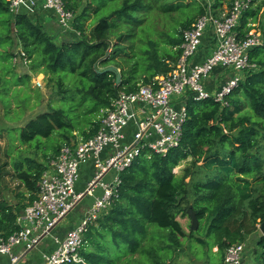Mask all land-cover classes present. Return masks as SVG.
<instances>
[{
  "label": "trees",
  "instance_id": "16d2710c",
  "mask_svg": "<svg viewBox=\"0 0 264 264\" xmlns=\"http://www.w3.org/2000/svg\"><path fill=\"white\" fill-rule=\"evenodd\" d=\"M64 1L74 14L77 39L58 40L33 15L14 17L8 0H0V115L8 103H15V93H22L33 75H43L56 89L60 98L56 103L75 84L74 96L92 101L95 108L89 112L103 110L104 116L121 92H135L172 72L182 53L184 31L209 11L218 17L222 6V0L212 5L201 0ZM261 15L264 0H257L243 14L237 29L241 37L255 30L252 24ZM261 26L264 31V22ZM18 49L26 53L28 64L13 62ZM249 62L256 68L246 72L226 105L213 99L199 103L189 99V119L176 149L165 156L144 151L123 172L118 196L89 227L81 262L72 264H171L187 238L205 249L216 247L217 264H225L229 246L246 245L260 231L264 224V45L250 51ZM19 66L29 67L30 73L17 74ZM50 107L18 127L21 146L41 152L46 161L59 154L62 144L76 142L75 133L84 140L93 137L103 118L100 114L95 120L86 119L80 113L73 123L64 110ZM54 134L62 144L51 151L45 152L40 141L28 146ZM11 150L3 163L0 147V236L5 238L19 231L17 218L36 199L46 170L35 157L20 155L21 150L14 155ZM183 161L189 164L177 175L174 171ZM10 175L19 182L13 201L3 194ZM190 209L198 228L186 233L179 217L188 216ZM254 252V264H264L262 233Z\"/></svg>",
  "mask_w": 264,
  "mask_h": 264
},
{
  "label": "built area",
  "instance_id": "2783aa9c",
  "mask_svg": "<svg viewBox=\"0 0 264 264\" xmlns=\"http://www.w3.org/2000/svg\"><path fill=\"white\" fill-rule=\"evenodd\" d=\"M256 1L232 0L223 16L216 17L209 11L199 18L184 31L182 53L172 72L140 85L135 92H121L106 110L93 137L79 139L61 148L39 180L36 199L17 218L19 231L6 238L0 236V256L9 258L7 264L19 260L16 249L25 253L36 248L85 198H92V204L86 207L78 224L69 228L62 238L53 235L56 247L45 255L42 264L81 262L85 234L118 196L123 172L144 151L165 156L180 145L189 119V99L197 103L213 99L226 105V98L238 87L246 72L256 68L250 64L249 55L251 50L264 45V31L251 30L244 37L237 31L243 14ZM8 2L14 17L21 14L35 16L40 11H47L55 17L63 33L74 31V14L65 8L64 0ZM209 28L213 31V50L199 63L195 57ZM13 62L28 64L26 53L18 49ZM217 68L229 72L230 76L211 92L206 83ZM38 85L42 86L40 82ZM84 165L92 167L93 175L84 190L77 191ZM98 191L100 195L96 194ZM245 248V244L229 246L224 263L246 264Z\"/></svg>",
  "mask_w": 264,
  "mask_h": 264
},
{
  "label": "rangeland",
  "instance_id": "374dc122",
  "mask_svg": "<svg viewBox=\"0 0 264 264\" xmlns=\"http://www.w3.org/2000/svg\"><path fill=\"white\" fill-rule=\"evenodd\" d=\"M207 2L209 5H212L214 3V0H201ZM261 3V1H259ZM230 8V2L229 0H222V6L218 9V11H225ZM48 16L47 21L53 22L51 14L47 13L45 14ZM264 22V17L261 15L258 21L254 24H252V27L255 28V30H260L262 28V23ZM57 29V28H56ZM48 30V29H47ZM61 29L55 30L56 32H59ZM254 30V29H252ZM50 33L51 31L48 30ZM52 33V32H51ZM50 33V34H51ZM54 34V33H52ZM62 39L69 40V33H59ZM1 62V61H0ZM17 74H24L25 72L30 73L29 67H23L19 66L16 68ZM39 82L41 83V87H39ZM18 89V88H17ZM20 89V88H19ZM77 90L76 85L71 86V91L68 94L62 95V100L60 103H56L58 98L56 89L53 86H49L45 77L43 75H33L32 81L28 85V87H25V90L20 93V90H17L15 93V103L9 104L6 107V110L4 109L3 112H1L0 115V147L2 151V161L3 163L6 162V151L10 150L11 148L14 150H11V153L14 155L17 154V151L21 150L23 151L22 156H28V157H35L36 161L41 164H47L48 161L44 160L42 157L41 152H36L34 148H29L27 146H21V131L18 129V127H23L26 125V122H28L30 119L34 118L37 114L43 111H49L52 107L51 105H55V107H59L61 110H64L66 115L68 116V119L73 121V123H76V119L81 113L84 118L95 120L100 115V118L103 116L104 111L102 110L99 112H89L95 108V104L92 101H86L84 102L83 98H79V96H74V92ZM27 93V94H26ZM82 102H84L82 104ZM81 104V105H80ZM25 124V125H24ZM88 128H85L87 130ZM76 140L82 139L83 137L79 134V132L75 133ZM45 143V152L51 151L53 148H55L60 142L61 138L58 137V134H54L49 139H42L38 138L34 142L28 144L35 145L38 142ZM62 144V142L60 143ZM61 146H64L62 144ZM188 161L181 162L180 166L175 169V173L177 175L182 174V170L188 166ZM13 173V171H12ZM85 179H81L80 186H83ZM19 186V182L14 179L13 175L7 176L5 178L4 183V190L3 194L6 197L7 200L13 201L15 200L17 189ZM79 186V185H78ZM77 186V189H78ZM80 188V187H79ZM79 190V189H78ZM84 190V187L81 189ZM21 192L27 193L25 189H21ZM88 198H85L83 202L87 201ZM80 203L77 206V210L81 211V209H84V204ZM84 212V211H83ZM76 210L71 211V213L62 220V222L58 225V227L53 231V234H59L61 237L64 235L65 231H67V228L70 227L71 222L76 218ZM179 221L182 224V227L186 233H189L191 230V219L189 216H180ZM65 230V231H64ZM261 231L253 235L247 242H246V264H254V256H255V243L260 236ZM217 252V248L213 247L212 250L205 249L204 247H201L197 245L193 240L187 238L186 240H183L182 242V248L178 250L175 254V257L169 262L171 264H217V258L213 255Z\"/></svg>",
  "mask_w": 264,
  "mask_h": 264
},
{
  "label": "crops",
  "instance_id": "0c3cea01",
  "mask_svg": "<svg viewBox=\"0 0 264 264\" xmlns=\"http://www.w3.org/2000/svg\"><path fill=\"white\" fill-rule=\"evenodd\" d=\"M228 11H218V17L223 16L226 12ZM50 13L53 22H48L47 18L48 16H46L45 14ZM35 19L40 20L43 25L52 33H54L57 36V39L60 41H64L65 39H62L59 33H63L62 30H60L59 32H56L55 30L59 29V26L57 24V20L55 19V17L52 15L51 12H47V11H40L38 14H35ZM57 28V29H56ZM50 32V33H51ZM69 39H77L79 34L76 31H72L69 34ZM212 39H213V31L212 28H209L207 31V34L205 36L204 42L202 47L200 48V51L197 53L196 57H195V61L196 62H203L204 59L206 57H208V55L212 52L213 50V43H212ZM230 76L229 72H222V70L220 68H217L214 70L213 74L211 75L210 79L207 81L206 83V87L209 91L213 92L215 91L220 85L221 83H223L228 77ZM56 157V156H55ZM54 157V158H55ZM52 158V159H54ZM51 159V160H52ZM49 160L47 162V164L43 163L45 165V169L47 168L48 163L51 161ZM81 179H85L83 186H80V183H78V189L77 191H82L81 189L86 186V183L92 178L93 175V169L91 166L88 165H84L81 168ZM81 181V180H80ZM80 187V188H79ZM97 195H100L101 192L98 191L96 193ZM83 202V201H82ZM81 202V203H82ZM93 202L92 198H88L87 201L83 202L84 204V209H86V207L90 206ZM76 210V218L73 220V222H71L70 227H73L76 223L78 224L79 219L82 217L83 215V208L81 209V211ZM68 227L67 230L70 228ZM65 231V230H64ZM66 232V231H65ZM65 234V233H64ZM53 235L55 236H59L61 237L59 234H53L47 238H45L33 251H31L28 255H26L24 257V255L26 254L22 252V250L20 248L15 250V255L19 256V259H21V261L19 260V263L17 264H42L45 255L51 253L52 251H54L56 245L53 242ZM64 236V235H63ZM62 236V237H63ZM61 237V238H62ZM9 262V258L7 256H0V264H7Z\"/></svg>",
  "mask_w": 264,
  "mask_h": 264
},
{
  "label": "water",
  "instance_id": "95a60500",
  "mask_svg": "<svg viewBox=\"0 0 264 264\" xmlns=\"http://www.w3.org/2000/svg\"><path fill=\"white\" fill-rule=\"evenodd\" d=\"M110 70L114 71L113 68H111ZM120 81H121V77H120V75H119V76H118V79H117V83H119ZM188 216H189V218L191 219V231H196L197 228H198V219H197L196 214L192 211V209H190V210L188 211ZM260 231H261V233L264 235V224L261 225V227H260ZM45 237H46V236H44L43 238H45ZM33 249H35V248H33ZM33 249H32V250H33ZM32 250L27 251L26 254L24 255V257H25L26 255H28ZM24 257H23V258H24ZM23 258H21V259H23ZM21 259H19V260L21 261ZM19 260H18L15 264L19 263Z\"/></svg>",
  "mask_w": 264,
  "mask_h": 264
}]
</instances>
